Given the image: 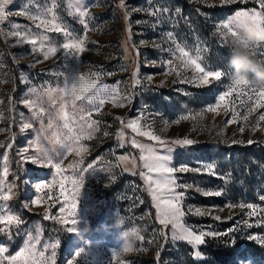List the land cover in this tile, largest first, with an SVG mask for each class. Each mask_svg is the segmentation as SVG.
Returning a JSON list of instances; mask_svg holds the SVG:
<instances>
[{"label":"rangeland","instance_id":"rangeland-1","mask_svg":"<svg viewBox=\"0 0 264 264\" xmlns=\"http://www.w3.org/2000/svg\"><path fill=\"white\" fill-rule=\"evenodd\" d=\"M0 3V220L21 221L0 223V264H264V83L249 71L247 86L233 90L229 64L232 32L251 26L243 14L259 12L264 24L260 0ZM81 41L82 50L63 48ZM251 58L264 67V41ZM193 59L225 74L205 85ZM73 80L77 93L82 82L101 88L94 103L76 101L97 122L90 136L78 131L79 115L71 131L56 116ZM183 139L193 143H174ZM148 149L176 170L175 220L153 198L168 199L166 189L145 179L156 176L140 158ZM44 154L51 164L26 159ZM117 210L143 240L114 258L123 243V229L111 227ZM182 228L202 242L178 238Z\"/></svg>","mask_w":264,"mask_h":264},{"label":"snow or ice","instance_id":"snow-or-ice-1","mask_svg":"<svg viewBox=\"0 0 264 264\" xmlns=\"http://www.w3.org/2000/svg\"><path fill=\"white\" fill-rule=\"evenodd\" d=\"M123 3H124V0H121V4H123ZM77 4H79V0H77ZM260 8L264 9V0H260ZM78 10H79V8H78ZM85 14L86 13H84L83 11H80L81 16H84ZM243 15L246 18L245 22L247 24H250L251 26L246 27L244 33L240 36H237L236 32H232V36L235 37V39L233 40V44H242L245 47L252 50L253 47L257 43L264 41V24L258 22L260 15H261V13H259V12H256L252 15H249L248 13H244ZM4 16H5V7L2 3H0V21L3 20ZM224 27L228 28L229 26L224 25ZM57 30H59V29H57ZM31 43L35 45L36 40H32ZM41 47H43V44H41ZM72 47L81 48V50H82V41L79 43H75V44H68V43L63 44V48H65V49L72 48ZM181 51H183V50H181ZM55 52H56V48L48 49V51L45 53V58H47V56L49 54H54ZM183 54L187 55L186 52ZM191 63L194 64L196 69L202 74V82L205 85H207L209 83V78H214V79L219 80L225 74L221 70H206L204 67H201V64L198 63L196 59L191 60ZM79 80L84 81L83 76H80ZM247 84H248V82L245 80L233 79V85H234L233 90H235V88L240 87V86H247ZM93 89H95L96 92L101 91V88L98 87L94 81L90 82V83L82 82V83H80V86H79V93H77V83L75 82V80H73V81H69V83L66 84L65 87L61 90L63 95L60 97V101H61L60 108H59V111L56 113V116L59 120L63 121L62 126L65 129H68L69 131H71V124L73 122H75L79 113L85 111V109L83 107H78L76 105V101H85L88 104L94 103L93 96H95L96 92H93L92 91ZM104 90L106 91V86H104ZM89 92H92V96H85L84 95L85 93H89ZM48 95L51 97V92H49ZM259 95L264 96V91H261L259 93ZM68 96L72 97L71 101H68L65 99V97H68ZM219 99H220V101H224L225 96H221ZM69 103H71V105H72L71 112H69L67 110ZM104 103H105L104 99L99 100V105L102 106ZM120 106H122V105H120ZM39 111H40V113H43L44 109L41 108ZM207 111L216 112L217 109L216 108H209V109H207ZM90 115H91V113H89V116ZM244 118L247 119V117H244ZM260 119L264 120V115H262L260 117ZM79 120L81 121V124H80L78 131L81 134L87 132L88 135L90 136L91 132L88 130L95 131L94 125H96L97 122L93 120V121H91V123H89L83 115H79ZM28 127H30V124H24L22 131H23V129H26ZM49 127H52L51 122L49 123ZM128 127L133 128L134 131L137 130L135 124H129ZM241 131H243V129H241ZM105 135H107V133H105ZM141 135L149 136L153 140H159L160 139L159 136L153 135L151 132H143V133H141ZM174 143L178 144V145H191L193 143V141L189 140V139H183V140H176V141H174ZM249 143H251V141H249ZM133 144H135V141H133ZM65 146H67V145H65ZM169 151H171V150L169 149ZM77 154H79V153H77ZM140 158H141V160L145 161L144 167L148 170V173H155L156 174L155 177H153L151 175H146L145 179L147 181L151 182L152 184H154L157 189L163 187L164 189H166V192L169 194V198L163 199V200H161L160 198H158L155 195L153 196L154 200L159 201L157 204L158 207H160L161 203H163L165 205L163 215L165 217H171L173 220H175L177 217L183 215V213L181 212V209L178 205V201H179V199L182 198L183 194L175 192V188L178 187V185H176L175 178H174V176H172V173L176 170L173 169L172 167L168 166V161L170 160V157L167 155H157L151 149H148V155L147 156H141ZM26 159L29 161H32L34 163H39L42 166L45 162L48 164H51V159H49V157L46 154L39 155L36 157L29 156V157H26ZM54 166L57 169L60 168L59 163H56ZM142 175H144V174L142 173ZM36 187L39 188L40 185L37 184ZM215 195H220V193L217 192V193H215ZM3 198L8 199V198H10V196L5 195V196H3ZM247 207L251 209L253 207V205L249 204ZM196 211H197V214L204 215V213L201 212L199 209H197ZM217 219H219V217H217ZM164 222H165V220L162 219L161 223H164ZM0 223H5V224L15 223L16 225H18L19 223H21V221L17 217L9 215V216H7V218L5 220H0ZM73 223H75V221H73ZM173 227L175 228L176 225H173ZM69 231H74V230L69 229ZM178 238H181V239L191 238L197 244L202 242V236L201 235L193 236L192 232L188 231L187 229H183V228L181 229V233L178 236ZM140 240H143V236L140 237ZM33 247H34V245H29L28 250H30ZM3 251H5V249L0 248V252H3ZM53 255H54V253H53ZM76 255H80V252H77ZM120 255L121 254H119V253L112 252V256L114 258L117 256H120ZM197 255L198 256L200 255L199 252H197ZM12 259L15 260L16 257H13Z\"/></svg>","mask_w":264,"mask_h":264},{"label":"clouds","instance_id":"clouds-1","mask_svg":"<svg viewBox=\"0 0 264 264\" xmlns=\"http://www.w3.org/2000/svg\"><path fill=\"white\" fill-rule=\"evenodd\" d=\"M229 64L233 70V79L248 81L247 73L251 71L257 82L264 83V67L254 66V62L251 58V50L244 45L234 44L231 47ZM113 215L114 222L111 227L123 229L121 232V239L123 240L121 248L118 251L113 252L121 255L133 252L142 236L140 226L132 224L125 227L127 224V218L118 210Z\"/></svg>","mask_w":264,"mask_h":264},{"label":"trees","instance_id":"trees-1","mask_svg":"<svg viewBox=\"0 0 264 264\" xmlns=\"http://www.w3.org/2000/svg\"><path fill=\"white\" fill-rule=\"evenodd\" d=\"M231 9V8H230ZM228 11H229V9H228ZM230 12V11H229ZM12 75H13V77H15L16 76V72L12 69Z\"/></svg>","mask_w":264,"mask_h":264}]
</instances>
